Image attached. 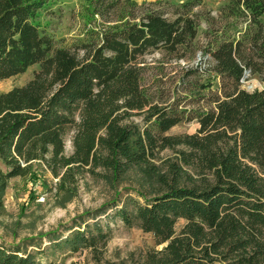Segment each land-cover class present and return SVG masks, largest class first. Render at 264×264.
<instances>
[{"label": "trees", "instance_id": "16d2710c", "mask_svg": "<svg viewBox=\"0 0 264 264\" xmlns=\"http://www.w3.org/2000/svg\"><path fill=\"white\" fill-rule=\"evenodd\" d=\"M90 2L104 24L67 47L40 25L44 0H0V82L38 66L26 84L0 93V212L10 180L29 176L35 162L64 193L81 170L123 177L139 168L156 192L115 199L91 215L112 208L126 227L151 233L162 247L145 254L146 264H264V89L243 88L248 73L264 82V0H230L227 17L246 22L240 34L210 42L207 59L183 66L168 87L156 80L153 90L148 56L188 61L198 49L196 1L179 3L172 17L134 0ZM191 121L195 133L167 134ZM167 149L176 162L161 172L155 159ZM75 227L45 234L48 248L0 245V264H66L43 261L47 249L89 250L95 264H124L99 256L110 229L84 218Z\"/></svg>", "mask_w": 264, "mask_h": 264}, {"label": "rangeland", "instance_id": "374dc122", "mask_svg": "<svg viewBox=\"0 0 264 264\" xmlns=\"http://www.w3.org/2000/svg\"><path fill=\"white\" fill-rule=\"evenodd\" d=\"M46 9L38 18L40 25L62 46L73 47L75 44L91 39L92 31L104 24L99 15H94L90 0H44ZM124 1V0H122ZM146 8L159 9L173 16V10L179 3L187 0H134ZM198 4L194 13L198 15V49L188 61H170L163 53L155 52L148 56L151 65L145 75L147 86L155 89L156 80L166 83V87L181 74V68L193 65L208 58L205 50L208 44L224 35H239L246 26L242 19L227 17L226 7L230 0H195ZM206 66V63H204ZM38 66H32L26 73L0 82V93L26 84ZM216 90L218 79H215ZM243 88L248 91L264 89V82L258 76L249 73L243 81ZM133 120L140 121V117ZM199 124L196 121L182 122L168 131V135L193 134ZM73 132L66 136V154L73 152ZM176 162V151L167 149L158 154L155 163L161 172H166L170 162ZM159 186L145 178L139 168H133L123 177L97 169L96 175L87 170L77 174V182L69 192H61L58 178H55L43 162H35L32 173L27 177L10 180L4 195V209L0 212V245L21 246L28 250L48 248L50 239L45 234L56 229L64 236L76 229V222L84 218L88 223L100 222L105 229L111 230V238L105 250L99 253L102 262L111 261L124 264H146L145 254L156 247L154 236L137 226L126 227L114 217V210L92 216L106 204L115 199L123 200L127 196H137L138 192H156ZM82 216V217H81ZM185 224L181 219L177 230ZM85 224L81 225L84 228ZM72 228V229H71ZM41 237V239H39ZM158 246L156 248H161ZM43 261H72L78 264H95L91 251L81 250L74 254L69 251L52 253L46 250Z\"/></svg>", "mask_w": 264, "mask_h": 264}]
</instances>
